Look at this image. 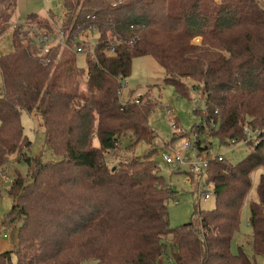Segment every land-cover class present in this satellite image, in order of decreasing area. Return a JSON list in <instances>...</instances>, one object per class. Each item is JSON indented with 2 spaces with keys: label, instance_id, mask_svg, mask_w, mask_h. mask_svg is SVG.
<instances>
[{
  "label": "trees",
  "instance_id": "1",
  "mask_svg": "<svg viewBox=\"0 0 264 264\" xmlns=\"http://www.w3.org/2000/svg\"><path fill=\"white\" fill-rule=\"evenodd\" d=\"M64 2L61 27L69 41L98 33L95 45L80 41L92 47L86 66L78 65L77 54L59 59L60 45L42 54L16 30L12 51L0 56V166L18 153L28 164V175L17 174L11 183L14 203L3 222L19 224L18 245L0 252V264H161L167 245L177 264H257L255 257H264V173L254 193L252 175L264 168V139L249 143L250 152L237 163L212 162L207 180L215 207L199 208L197 221L172 228L168 201L174 192L155 159L158 150L148 148L143 158L132 152L138 143L154 144L149 118L160 103L141 96L139 104H123L119 91L133 59L150 56L181 94L192 89L207 96V109L195 110L204 113L194 128L200 154L210 150L211 142L199 138L209 127L207 138L244 140L245 126L257 132L264 124V2ZM15 5L0 0V36ZM30 17L54 32V16L52 22ZM114 37L121 42L109 55L106 45ZM197 37L201 44L193 43ZM84 70L87 92L77 89ZM23 112L37 117L60 160L22 157L32 143ZM246 204L253 233L243 243L253 258L244 244L232 250Z\"/></svg>",
  "mask_w": 264,
  "mask_h": 264
},
{
  "label": "rangeland",
  "instance_id": "2",
  "mask_svg": "<svg viewBox=\"0 0 264 264\" xmlns=\"http://www.w3.org/2000/svg\"><path fill=\"white\" fill-rule=\"evenodd\" d=\"M261 2L264 1L261 0ZM64 3V0H16L15 13L11 19L9 28L0 36V56L12 51L13 31L16 30V33L20 32L13 26L15 19L26 22L31 18V15L36 14L39 16L37 21L41 19L45 22L48 21L46 20V16L50 15L54 16L57 26L60 27L65 13ZM98 38L99 36L96 31L91 33L90 40L92 39L93 45L97 44ZM201 42L202 38L200 37L193 39L194 44H201ZM73 55H76V53L71 47H63L60 50L58 58L61 59V57L66 58ZM77 63L81 67L86 66L85 60L81 56L78 57ZM164 79V70L152 57H136L132 62L131 74L126 79L127 86L124 88V94L129 95V97L133 99L140 93L143 94L145 98L153 99L154 103H160V107L152 112L149 118L150 125L155 131L154 144L149 147L145 143H138L132 152L136 157L143 158L148 148L155 147L158 150L155 159L158 162L169 187L174 192L170 195L168 201L170 225L174 228L191 222L192 220L197 221V211L199 208L202 210H211L216 204L213 197L205 200L199 195V177L197 175H194L193 177L192 175H189L188 172L186 173L185 171L188 170L186 166L177 171L173 165L167 164L164 161V152L171 154L180 150L187 141H189L190 147L187 150L186 156L189 158H195L197 152L194 149V143L197 136L194 134V128L204 122V113L201 114V112H195L196 107L192 104V98L195 94L199 93L190 89L188 95H183L177 91L173 84L165 82ZM86 80V71L84 70V72L77 77V81L79 82L77 89L87 92L85 85ZM2 88L3 81L0 76V92L2 91ZM166 103H170L174 115L176 116V123L181 129V133L175 132L172 128L173 122L166 118V110L163 107ZM199 109L204 111V108L202 107ZM21 124L25 136L32 141L31 146L25 150V154H23L22 157H39L44 162H56L60 160V156L55 154L52 148L48 145L45 130L40 126L35 115L23 112L21 115ZM261 127L262 128L257 130V132H262L264 138V124ZM209 129L210 127L205 134H200L199 138L203 141V145L211 142V147L209 149L214 155L224 154L226 159L231 163H237L243 160L250 152L249 148L239 144H237L238 147L235 151L232 152L230 146L227 145L229 140L223 141L220 136L215 134L207 138V136H209ZM184 133H187V135L183 136ZM129 144V142L125 141V148ZM204 154L205 153H203V155ZM20 156L21 154L19 153L14 154L9 158L5 165L2 167L0 166V252L14 249L18 245L19 224L4 225L3 222L14 203L13 198L9 193V188L13 179L17 174H21L22 176L28 175V164L24 159L20 158ZM109 158L112 159L113 155L111 154ZM260 168L263 167L257 169L256 176L252 175L253 193L256 190L262 172ZM249 218V208L248 204H246L241 220L240 233L233 242L232 250L233 252H237V246L244 244V251L253 258L254 254L252 250L247 244L243 243V241L250 238L253 233L252 227L249 224ZM255 259L257 264H264L263 256H256ZM14 262H17L16 257L14 258ZM161 264H177L171 259L170 245H167L166 247Z\"/></svg>",
  "mask_w": 264,
  "mask_h": 264
},
{
  "label": "built area",
  "instance_id": "3",
  "mask_svg": "<svg viewBox=\"0 0 264 264\" xmlns=\"http://www.w3.org/2000/svg\"><path fill=\"white\" fill-rule=\"evenodd\" d=\"M46 18L52 22L50 15H47ZM16 29L20 30V33L26 35V39L29 40L32 45L40 51L42 54H49L52 51L53 46L60 45L61 47H71L78 56L83 57L86 60L87 56L92 52L91 48H85L80 41L83 40L82 38L85 37L87 41L92 43V39L90 37H86L85 34L79 35L75 37L72 41L68 39V32L64 30L61 26H54V32L47 31L45 28H41L36 21L28 20L26 22H22L21 20L15 19V23L13 25ZM139 40L138 36L132 37L128 39V44L133 46ZM121 39L114 37L110 41H108L106 45V53L107 54H115L116 48L118 47ZM127 86V81L123 82V85L119 91V99L123 104L128 101H135L136 103H140V98L143 94H137V96L133 99L129 97V95L124 94V88ZM153 100V99H152ZM207 96L202 94H195L192 98V104L196 109L204 108L207 109ZM166 110V118L173 122L172 128L175 132L181 133V129L176 123V116L174 115L173 109L171 108L170 103H166L163 105ZM212 125L215 126L216 123L212 121ZM244 133L246 138L242 141H236L234 139L229 140L227 145L230 146V150L233 152L239 145H244L249 148V143H252L256 146L258 137L261 136L263 138L262 132H255L252 131L249 127L245 126ZM237 145V146H236ZM190 147L189 141L185 142V145L182 149L177 150L171 154L163 153L164 161L167 164L173 165L176 169H181L182 167L186 166L188 168L187 172L189 175H197L199 177L198 182V190L199 195L201 198L207 200L213 197V190L211 184L208 182V170L210 164L214 161H223L226 159L224 154L221 155H214L210 150L207 152L199 153L198 149L194 147L197 155L195 158H189L186 156L187 150ZM264 173V168H260ZM257 171V170H256ZM256 171L253 173V176H256ZM192 178V177H191ZM254 179V177H253ZM6 237V234H5Z\"/></svg>",
  "mask_w": 264,
  "mask_h": 264
}]
</instances>
